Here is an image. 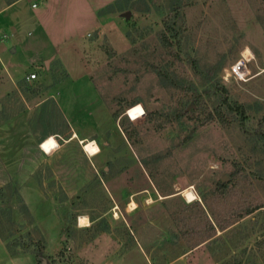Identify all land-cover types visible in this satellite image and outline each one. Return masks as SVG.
Returning a JSON list of instances; mask_svg holds the SVG:
<instances>
[{"label": "rangeland", "instance_id": "obj_1", "mask_svg": "<svg viewBox=\"0 0 264 264\" xmlns=\"http://www.w3.org/2000/svg\"><path fill=\"white\" fill-rule=\"evenodd\" d=\"M1 188L32 264H264V0H0Z\"/></svg>", "mask_w": 264, "mask_h": 264}, {"label": "trees", "instance_id": "obj_2", "mask_svg": "<svg viewBox=\"0 0 264 264\" xmlns=\"http://www.w3.org/2000/svg\"><path fill=\"white\" fill-rule=\"evenodd\" d=\"M17 1V0H16ZM179 2V0H178ZM178 5V4H177ZM179 6L176 7L175 13L173 15L172 18H177L180 14L177 11ZM171 19L165 20L164 21V28H165V32H163L160 36V40L163 44V46L165 47H169L172 45V39H176L177 38V31L174 29V27L171 24ZM215 67V66H214ZM211 67V68H207L206 70L201 71V73L203 74L204 77H206V79L208 81H211L214 78V75L216 73V71L218 70L216 67ZM217 69V70H216ZM213 88L218 91L220 93V96L222 98L221 100V105L226 107L230 112H235L236 114L239 115V124L240 127L243 129L244 128V117H245V110L244 107L240 104H236V103H230L228 98H227V90L222 87L221 85H219L217 82H215L213 84ZM200 99L201 96L198 93H194V96L192 98V102L193 104L197 107L200 108ZM218 113V112H217ZM8 187H11L12 190V195H15L16 197H18V199L21 201L22 200L17 192V190L15 189V187L13 186V184H9ZM3 191V188L0 189V193ZM261 206H256L251 210H248L246 212L245 215H248L258 209H260ZM22 209L24 211H28V209L26 208V206L22 203ZM242 218V216H239V219ZM232 223H230L228 220H218L216 221V225L213 226L211 224H209V235L205 238V240H209L207 243H209L210 241L215 240L217 237L212 238L215 234V228L217 227L218 230L223 231L225 228H227L229 225H231ZM42 252H43V248H40V250L36 251L34 254V258H35V262L36 264H41V257H42Z\"/></svg>", "mask_w": 264, "mask_h": 264}, {"label": "crops", "instance_id": "obj_3", "mask_svg": "<svg viewBox=\"0 0 264 264\" xmlns=\"http://www.w3.org/2000/svg\"><path fill=\"white\" fill-rule=\"evenodd\" d=\"M31 191H33V190H31ZM31 191L29 190V188H21L18 190V193H20V195L22 196V198L24 200V205L26 206L29 213L33 217V215H34L33 213L35 212L34 206H36V205H38V206L40 205L41 207L45 206V204H44L45 199L41 198L37 191H34V193H30ZM46 217H50L48 219H51L53 221V224L56 225V228L55 227L52 228L53 234H54V242H55V237L57 236L58 229L61 226H60L58 220H56V217L51 218L52 215H48ZM0 249L2 251V255H4V257L8 258L9 264H26V263L32 264V262L28 260V258L30 259V256H26V255H24V256L23 255L10 256L8 251L5 249L1 239H0Z\"/></svg>", "mask_w": 264, "mask_h": 264}, {"label": "bare ground", "instance_id": "obj_4", "mask_svg": "<svg viewBox=\"0 0 264 264\" xmlns=\"http://www.w3.org/2000/svg\"><path fill=\"white\" fill-rule=\"evenodd\" d=\"M243 56H245V57H247V59L246 60H248V58H251V53H250V51L248 50V49H245L244 51H243ZM84 151L88 154V155H90V156H93V155H95V154H97V152H98V148L93 144V143H89V144H84ZM186 198L188 199V200H191L192 199V194L191 193H187L186 194ZM84 223V220L82 219V220H80V222H79V218H78V224H80V223ZM81 223V224H82Z\"/></svg>", "mask_w": 264, "mask_h": 264}, {"label": "built area", "instance_id": "obj_5", "mask_svg": "<svg viewBox=\"0 0 264 264\" xmlns=\"http://www.w3.org/2000/svg\"><path fill=\"white\" fill-rule=\"evenodd\" d=\"M32 6L35 7V5H32ZM35 77H36V75L34 73H31L28 76H26V79L30 80V79H34Z\"/></svg>", "mask_w": 264, "mask_h": 264}, {"label": "water", "instance_id": "obj_6", "mask_svg": "<svg viewBox=\"0 0 264 264\" xmlns=\"http://www.w3.org/2000/svg\"><path fill=\"white\" fill-rule=\"evenodd\" d=\"M41 264H46L44 260L41 261Z\"/></svg>", "mask_w": 264, "mask_h": 264}]
</instances>
